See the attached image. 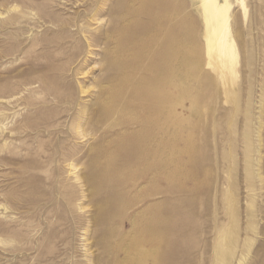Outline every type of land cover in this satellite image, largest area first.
Instances as JSON below:
<instances>
[{
	"label": "rangeland",
	"instance_id": "rangeland-1",
	"mask_svg": "<svg viewBox=\"0 0 264 264\" xmlns=\"http://www.w3.org/2000/svg\"><path fill=\"white\" fill-rule=\"evenodd\" d=\"M228 2L223 54L202 0H0V264H264V0Z\"/></svg>",
	"mask_w": 264,
	"mask_h": 264
},
{
	"label": "bare ground",
	"instance_id": "bare-ground-1",
	"mask_svg": "<svg viewBox=\"0 0 264 264\" xmlns=\"http://www.w3.org/2000/svg\"><path fill=\"white\" fill-rule=\"evenodd\" d=\"M242 2H244V0H242ZM202 4L204 10L210 14L209 20L211 19V22L208 21L207 27V38L210 40V43H212V45L218 46L223 54L228 52L236 53L234 40L230 36L231 29L229 18L231 3H229L228 0H225L224 3H221L219 0H202Z\"/></svg>",
	"mask_w": 264,
	"mask_h": 264
}]
</instances>
